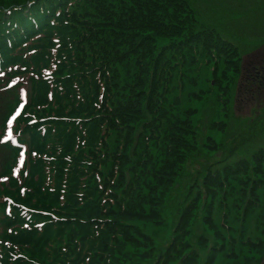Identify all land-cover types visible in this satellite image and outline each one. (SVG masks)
<instances>
[{"label": "trees", "instance_id": "obj_1", "mask_svg": "<svg viewBox=\"0 0 264 264\" xmlns=\"http://www.w3.org/2000/svg\"><path fill=\"white\" fill-rule=\"evenodd\" d=\"M194 10L190 0H0V264H248L233 208L241 245L264 252V212L259 237L245 235L264 191V138L178 181L198 147L185 83L194 101L217 89L227 113L228 72L241 69L237 47ZM202 66L208 88L187 74ZM148 223L173 224L166 243Z\"/></svg>", "mask_w": 264, "mask_h": 264}, {"label": "rangeland", "instance_id": "obj_2", "mask_svg": "<svg viewBox=\"0 0 264 264\" xmlns=\"http://www.w3.org/2000/svg\"><path fill=\"white\" fill-rule=\"evenodd\" d=\"M190 3L202 24L215 28L223 38L237 47L241 57V69L239 73L228 72L233 78L229 93L226 95L227 113H223L224 106L218 97L217 89L206 94L203 100L194 101L189 99L187 94L197 87L189 82L185 83V91L182 93L186 96V99H183L184 106H190L195 111L192 121L198 131V147L185 164L184 177L178 179V181L183 180L185 184L191 183L193 178L202 177L205 166L225 157L230 148L238 149L230 157V161H234L249 155L257 144L255 136L260 135L259 140L264 138V78H260L264 74V0H190ZM222 70L223 68H220V72ZM210 71L202 66L199 72L187 74L197 75L200 81L198 86L208 88L212 81ZM256 72L259 76L253 79ZM214 120L216 123L224 122L225 126L223 128L220 125L214 124V126ZM213 126L215 128H211ZM250 135H254V138L250 139V143H244V139ZM236 144L240 148L234 147ZM181 185V183L177 185V192L181 189ZM177 197L174 190L167 195L172 203L178 200ZM234 197H237V194ZM260 199L262 201L256 213L250 215L248 222L245 223L247 229L245 235L253 239L260 235L259 214L264 212V191H261ZM231 203L232 198L229 200V205ZM172 209V206L166 209L167 216L172 215ZM224 212V208L216 209L219 223L223 219ZM230 215L229 225L233 229L231 234L236 239V251L239 255L237 259L240 262L246 260L248 264H264V252H257L241 245L242 223L238 218L237 210L233 208ZM172 226L173 224L156 227L148 223L145 225V230L154 237L156 243L164 244L171 235ZM224 231L228 235L227 231ZM216 264H235V261L220 256Z\"/></svg>", "mask_w": 264, "mask_h": 264}]
</instances>
